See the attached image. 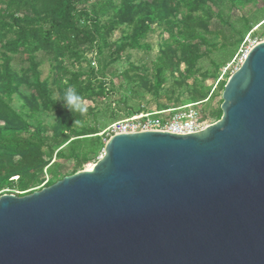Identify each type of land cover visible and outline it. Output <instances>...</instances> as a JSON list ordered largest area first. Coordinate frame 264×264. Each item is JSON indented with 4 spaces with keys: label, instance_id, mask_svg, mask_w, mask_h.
<instances>
[{
    "label": "water",
    "instance_id": "water-1",
    "mask_svg": "<svg viewBox=\"0 0 264 264\" xmlns=\"http://www.w3.org/2000/svg\"><path fill=\"white\" fill-rule=\"evenodd\" d=\"M204 131L112 136L91 170L0 196V264H264V41Z\"/></svg>",
    "mask_w": 264,
    "mask_h": 264
},
{
    "label": "trees",
    "instance_id": "trees-1",
    "mask_svg": "<svg viewBox=\"0 0 264 264\" xmlns=\"http://www.w3.org/2000/svg\"><path fill=\"white\" fill-rule=\"evenodd\" d=\"M221 1L0 0V192L29 194L25 192L52 174L58 161L72 160V175L82 169L95 150H81L80 144L104 145L97 113L83 101L104 98L108 91L102 78L109 64L128 50L149 51L141 42L155 30L166 39L159 43L152 73L133 68L126 78L155 100L165 94L166 104L154 112L207 101L210 87L205 82L216 81L222 67L211 61V55L228 48V40L236 36L233 55L243 39L223 23ZM226 1L234 11L254 0ZM214 19L221 24L218 29H211ZM116 31L121 35L111 42ZM91 51L99 57L98 70L87 60ZM39 53L51 61L50 75L44 80ZM204 59L213 66L210 74L199 73L197 65ZM15 62L27 66L15 69ZM167 82L170 90L164 89ZM13 97L20 102V112L11 107ZM41 113H53L55 123L35 121ZM221 115L219 107L217 120Z\"/></svg>",
    "mask_w": 264,
    "mask_h": 264
},
{
    "label": "rangeland",
    "instance_id": "rangeland-1",
    "mask_svg": "<svg viewBox=\"0 0 264 264\" xmlns=\"http://www.w3.org/2000/svg\"><path fill=\"white\" fill-rule=\"evenodd\" d=\"M219 9L223 15V23L228 27H233L238 34L243 35V39L240 42L238 48L235 50L233 55H230L234 40L237 38L233 37L232 40H228L227 47L224 50L211 55L210 59L214 63L220 64L221 70L218 74L216 81L212 82L207 80L206 85L210 87L209 99L196 106V109L200 111V114L208 125L215 124L218 120L217 113L218 108L221 105V95H222V85L226 83L232 72L234 71L235 65L240 59L242 53L250 48L264 41V0H254L249 5L239 6L236 10L231 11L226 0L220 2ZM261 25V26H260ZM251 26L252 30L247 31L248 27ZM259 26V28H258ZM221 24L214 19L211 22V29H218ZM121 33L116 31L110 38L111 42H115L119 39ZM166 39V35H161L158 30L153 33H149L147 38L141 42L143 45H148L150 47L149 51L141 50H128L121 58L112 64H109L105 76L102 78L104 87L106 88V96L101 99H96L94 101H83V105L86 107H91L95 109L97 113L96 123L99 130L101 131L98 135L101 136V144L105 145V134L104 132L110 127L111 124L122 120L127 116V113L135 114L140 112H152L154 110H159L163 108L166 104L167 97L165 94L155 100L141 87L140 84L130 83L126 78L125 73L129 72L134 68H138V72L152 73L153 65L156 62L158 55V46L161 40ZM213 39L212 41H214ZM104 58L106 53L103 54ZM231 56V57H230ZM89 59V60H88ZM37 60L41 62L39 71L40 78L42 80L46 79L50 75L51 61L48 56L39 53L37 55ZM87 60L91 68L99 69V57L95 55V51H91L88 54ZM87 61V63H88ZM86 63L82 64V69H86ZM26 63L15 62L13 68L19 69L20 67H26ZM199 73L210 74L212 72L213 66L208 59L200 61L197 65ZM170 81V80H169ZM165 90L171 89V83L167 82L164 86ZM182 101H187L186 97L181 98ZM186 104V102H184ZM172 105V104H169ZM190 105V104H189ZM11 107L20 112V102L17 97H13L11 102ZM139 111V112H137ZM114 114V116L112 115ZM40 121L43 125H52L55 123V117L53 113H41L37 115L35 121ZM35 121H31L34 123ZM93 121H90V124ZM102 145L90 146V142H83L80 144L81 150L94 149L95 153L89 154V161L85 163L80 171L87 170L93 167L92 165L97 162V159L103 153ZM73 161H58L53 168V173H47L44 180L30 189L25 193L38 192L46 188L45 184L51 182H58L64 177L72 175ZM89 166V167H88ZM79 172V171H78ZM19 194L17 191L4 190L0 192L2 195H15Z\"/></svg>",
    "mask_w": 264,
    "mask_h": 264
},
{
    "label": "built area",
    "instance_id": "built-area-1",
    "mask_svg": "<svg viewBox=\"0 0 264 264\" xmlns=\"http://www.w3.org/2000/svg\"><path fill=\"white\" fill-rule=\"evenodd\" d=\"M252 47L253 46L242 53L233 72L240 67ZM208 126L209 125L205 120H203L200 111L196 109V106L190 104L159 112H140L129 115L128 117L111 124L104 134L107 140L115 135L138 132H160L186 136L200 133ZM107 140H105V143ZM101 156L102 155L99 156L97 161Z\"/></svg>",
    "mask_w": 264,
    "mask_h": 264
},
{
    "label": "bare ground",
    "instance_id": "bare-ground-1",
    "mask_svg": "<svg viewBox=\"0 0 264 264\" xmlns=\"http://www.w3.org/2000/svg\"><path fill=\"white\" fill-rule=\"evenodd\" d=\"M91 169H92V168H91ZM91 169H90V170H91Z\"/></svg>",
    "mask_w": 264,
    "mask_h": 264
}]
</instances>
